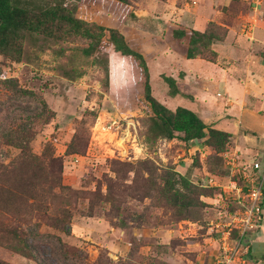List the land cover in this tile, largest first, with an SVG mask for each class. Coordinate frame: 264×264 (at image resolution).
<instances>
[{"label": "rangeland", "instance_id": "rangeland-1", "mask_svg": "<svg viewBox=\"0 0 264 264\" xmlns=\"http://www.w3.org/2000/svg\"><path fill=\"white\" fill-rule=\"evenodd\" d=\"M143 1L131 0L135 12L150 9L140 5ZM127 27L132 32H125V37L143 39L145 49L158 51L148 64L152 96L172 111L191 106L170 94L167 79L179 76L181 64L156 35L157 28L136 21ZM87 46L85 38L72 36L43 51L27 47L28 57L18 63L0 56V163L8 164L19 154L6 145L5 135L28 130L33 136L31 151L61 157L62 183L84 193L68 234L34 217L32 223L40 224L38 228L23 226L35 249L34 258L0 246V260L8 264H215L221 233L233 225L246 202L232 194L230 183H237L243 195L249 190L228 162L233 160L241 173L253 174L246 157L249 140L229 139L220 154L206 144L207 138L190 144L180 138L151 142L145 113L116 108L103 87L105 73L97 56L82 52ZM118 121L123 126H112ZM76 134L82 138L78 147L82 152L68 155ZM136 146L141 154L133 151ZM254 177L264 184L258 173ZM89 203L92 216L84 214ZM58 239L80 251L81 257L63 260Z\"/></svg>", "mask_w": 264, "mask_h": 264}, {"label": "trees", "instance_id": "trees-1", "mask_svg": "<svg viewBox=\"0 0 264 264\" xmlns=\"http://www.w3.org/2000/svg\"><path fill=\"white\" fill-rule=\"evenodd\" d=\"M134 17L131 0H0V56L18 63L28 57L27 47L43 51L50 44L81 36L88 41L82 52L97 56L105 73L103 87L110 92L116 108L145 113L148 140L154 143L180 138L190 144L207 138L206 144L215 153L225 152L230 134L207 128L185 108L172 111L152 96L148 67L152 55L122 34L124 24ZM225 36L226 30L213 23L201 33L169 22L162 40L182 58L213 62L215 54L210 46ZM64 76L69 78V73L65 71ZM167 83L170 94H177L174 80L168 78ZM32 138L25 129L5 135L6 145L19 154L8 164L0 163V246L34 258L35 249L23 226H36L38 223L32 220L38 216L48 228L68 234L73 212L84 193L62 183L61 157L50 151L41 155L31 151ZM80 142L82 138L74 135L66 153L82 152L78 149ZM92 209L89 203L84 214L92 216ZM57 241L63 260L81 257L80 251ZM0 264L8 263L0 260Z\"/></svg>", "mask_w": 264, "mask_h": 264}, {"label": "crops", "instance_id": "crops-1", "mask_svg": "<svg viewBox=\"0 0 264 264\" xmlns=\"http://www.w3.org/2000/svg\"><path fill=\"white\" fill-rule=\"evenodd\" d=\"M187 1L144 0L140 5L150 9L137 11L140 15L132 7L135 17L124 24L122 34L132 32L127 25L135 21L151 25V30L157 28L156 35L181 64L179 76L170 77L178 91L173 99L188 101L191 106L180 107L195 113L207 128L226 132L230 139L249 140V171L254 176L258 173L264 182V0ZM169 22L201 33L209 23L224 28L225 38L210 46L215 60L178 56L162 40ZM125 38L152 55L148 64L157 57V50L145 49L147 41ZM254 164L259 168L253 169ZM233 187L230 183V191L239 197ZM262 209L259 227L245 238L249 264H264V201Z\"/></svg>", "mask_w": 264, "mask_h": 264}, {"label": "built area", "instance_id": "built-area-1", "mask_svg": "<svg viewBox=\"0 0 264 264\" xmlns=\"http://www.w3.org/2000/svg\"><path fill=\"white\" fill-rule=\"evenodd\" d=\"M115 125H117V128H120L121 125L123 126V122L118 121L112 124V126ZM103 130H105V127H103ZM141 150V148L136 146L133 151L141 154ZM228 164L231 166L232 172H236L242 176L249 190L246 195H243L240 186L233 182V188L237 190L239 198L246 199V202L243 205V211L236 214L233 218V225H227L228 229L222 231L220 247L215 256V264H249L246 257L248 248L245 238L248 232L255 230L260 225L264 201V186L261 181L257 182L254 175H246L243 172L241 173L239 169H235L233 160L229 161ZM253 169H258V165L254 164ZM234 232L235 237H233Z\"/></svg>", "mask_w": 264, "mask_h": 264}]
</instances>
